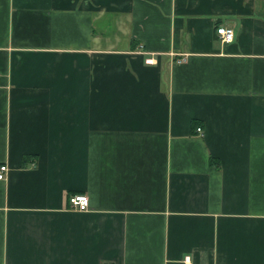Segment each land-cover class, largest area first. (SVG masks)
<instances>
[{"label":"crops","instance_id":"1","mask_svg":"<svg viewBox=\"0 0 264 264\" xmlns=\"http://www.w3.org/2000/svg\"><path fill=\"white\" fill-rule=\"evenodd\" d=\"M0 164V264H264V0H0Z\"/></svg>","mask_w":264,"mask_h":264},{"label":"built area","instance_id":"2","mask_svg":"<svg viewBox=\"0 0 264 264\" xmlns=\"http://www.w3.org/2000/svg\"><path fill=\"white\" fill-rule=\"evenodd\" d=\"M221 43H230L234 40V30L228 26H217L215 30ZM201 131L200 127L196 129ZM7 164H0V180H4L8 172ZM70 207L79 211H87L89 209V199L85 194H74L69 198Z\"/></svg>","mask_w":264,"mask_h":264}]
</instances>
